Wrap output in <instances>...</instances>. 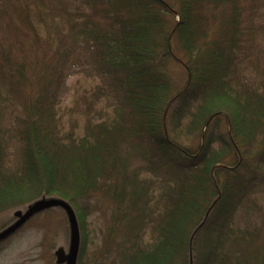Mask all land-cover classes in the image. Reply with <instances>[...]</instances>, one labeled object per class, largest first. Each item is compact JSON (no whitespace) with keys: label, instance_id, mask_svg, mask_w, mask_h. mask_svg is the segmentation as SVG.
I'll return each instance as SVG.
<instances>
[{"label":"trees","instance_id":"16d2710c","mask_svg":"<svg viewBox=\"0 0 264 264\" xmlns=\"http://www.w3.org/2000/svg\"><path fill=\"white\" fill-rule=\"evenodd\" d=\"M262 6L0 0V213L10 212L0 231L33 203L56 199L76 221L74 264L92 243L94 212L104 220L98 216L102 241L90 264H264V225L233 228L264 192ZM82 64L101 80L92 95L108 100L112 114L85 119L77 134L57 111L65 80ZM37 214L60 219L45 253L64 264L70 224L58 205L31 215L0 250ZM242 244L252 245L249 261Z\"/></svg>","mask_w":264,"mask_h":264},{"label":"rangeland","instance_id":"374dc122","mask_svg":"<svg viewBox=\"0 0 264 264\" xmlns=\"http://www.w3.org/2000/svg\"><path fill=\"white\" fill-rule=\"evenodd\" d=\"M260 15L264 16V6L259 10ZM259 14H252L253 18L256 15V19L259 20ZM264 24V17L261 20ZM63 32L67 31V25L63 23ZM256 33H261L256 29ZM44 36L48 35L47 31H43ZM50 35L55 36L54 32ZM257 40H264L262 36H259ZM24 44V41L20 40ZM27 47L25 46V50ZM35 50V49H34ZM37 50V49H36ZM16 53V52H15ZM34 56L33 52L28 51L26 53V60ZM172 72L179 70V66L175 63L170 62L168 65ZM254 69L248 68L245 71L246 75H253ZM101 80L90 70V67L82 64L81 67L78 66L74 70H71L67 79L65 80L66 89L60 104L58 106V114L61 117L63 127L65 129L73 126L74 131L77 134H81L82 126L84 120L89 118L94 121L104 120L112 113L110 102L102 98H95L92 93L93 89L100 84ZM14 104V103H13ZM16 105V104H14ZM182 131L184 133L183 142L189 143L192 137L190 133L185 130V123L183 124ZM221 131H226L227 126L222 123L220 127ZM218 144L215 143V148ZM172 172V170H171ZM253 201L247 203V211H242L237 213L234 218L233 228L235 230L244 228L247 225L255 226L259 230L263 228L264 220V192H259L253 196ZM10 212L0 213V224L7 219V215ZM100 212H94L92 216L88 217V240H92L86 247V255L82 259L81 264H90L89 257L93 248L97 245L100 246L102 241V236L98 231L100 222L98 221V216L101 217ZM104 215H107L105 213ZM60 219L54 215H38L32 218L28 224H26L21 230L12 235L3 244L0 250V264H50L52 255L48 256L45 251L47 247L49 248L52 243L51 238L55 233H57V227L60 226ZM55 251L61 255L63 250V244L61 236L58 234L53 238ZM51 242V243H50ZM50 243V244H49ZM252 250V245H240L242 259L249 261L247 254H251L249 250ZM89 254V255H88ZM252 264V263H251Z\"/></svg>","mask_w":264,"mask_h":264},{"label":"water","instance_id":"95a60500","mask_svg":"<svg viewBox=\"0 0 264 264\" xmlns=\"http://www.w3.org/2000/svg\"><path fill=\"white\" fill-rule=\"evenodd\" d=\"M62 206L68 216L69 224H70V244H69V250L68 254L65 258V263L64 264H74L75 263V257H76V252H77V247H78V233H77V225L76 221L73 215V212L68 205V203L62 201V200H56V199H50V200H39L32 205H30L27 210L23 213L20 214L18 219L5 227L3 230L0 231V240L14 232L17 228H19L31 215L35 214L36 212L52 207V206Z\"/></svg>","mask_w":264,"mask_h":264}]
</instances>
